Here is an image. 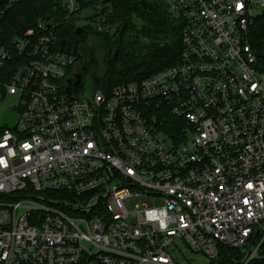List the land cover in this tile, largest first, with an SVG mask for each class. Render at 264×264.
<instances>
[{
    "label": "built area",
    "instance_id": "built-area-1",
    "mask_svg": "<svg viewBox=\"0 0 264 264\" xmlns=\"http://www.w3.org/2000/svg\"><path fill=\"white\" fill-rule=\"evenodd\" d=\"M103 1L61 0L64 18L108 30ZM163 1L178 63L87 98L46 23L0 41V96L18 99L0 132V264H191L185 249L264 264V0Z\"/></svg>",
    "mask_w": 264,
    "mask_h": 264
},
{
    "label": "trees",
    "instance_id": "trees-1",
    "mask_svg": "<svg viewBox=\"0 0 264 264\" xmlns=\"http://www.w3.org/2000/svg\"><path fill=\"white\" fill-rule=\"evenodd\" d=\"M4 3L0 0V41L44 22L53 28L59 47L76 57L78 63L73 68L83 80L97 65L93 53L101 51L102 68L94 70L100 87L109 89L140 81L180 59L182 27L171 18L163 0H105L101 2V11L108 10L109 29L99 32L95 27L83 26L80 33L75 20H65L61 0H20L1 14ZM87 36L94 48L81 55L82 38ZM253 36L257 43H264V16L255 24ZM114 76L119 79H112ZM177 122L181 121L167 120L168 133L177 132ZM225 264H232V260Z\"/></svg>",
    "mask_w": 264,
    "mask_h": 264
},
{
    "label": "rangeland",
    "instance_id": "rangeland-1",
    "mask_svg": "<svg viewBox=\"0 0 264 264\" xmlns=\"http://www.w3.org/2000/svg\"><path fill=\"white\" fill-rule=\"evenodd\" d=\"M3 7V6H2ZM1 7V8H2ZM261 11H264V8H262ZM85 22L82 20L77 21V25L80 27L85 26ZM93 27V26H92ZM78 29V28H77ZM81 29V28H80ZM82 45L80 47L81 55H84V53H90L92 51V48H94L91 44L92 40L91 37L87 36L82 38ZM95 52V49H94ZM82 57V56H81ZM93 59L96 61L97 65H95L94 70H100L102 68V55L101 51H96V54L93 53ZM94 70H92L87 77L84 79V96L89 97L92 92V87L95 83L96 76L94 75ZM112 79L118 80V76L111 77ZM107 85V84H105ZM18 119V99L17 96H0V130H3L4 128H11L13 127ZM171 123V122H170ZM143 204L152 206V202L150 201H144ZM128 207L130 209L135 208L137 205H139L138 202H128ZM184 258L188 260L191 264H201V262L206 263V261L203 259L201 255H196L194 253H191L189 250H184ZM182 258V257H180Z\"/></svg>",
    "mask_w": 264,
    "mask_h": 264
},
{
    "label": "water",
    "instance_id": "water-1",
    "mask_svg": "<svg viewBox=\"0 0 264 264\" xmlns=\"http://www.w3.org/2000/svg\"><path fill=\"white\" fill-rule=\"evenodd\" d=\"M81 32V29L80 28H78L77 29V33H80ZM83 81V83L82 82H79L78 80L76 81V83L74 84V89H76V90H74V91H72V94H74L76 97H82V98H87V97H85L84 96V80H82ZM99 88V81L97 80H95V83H94V85H93V87H92V92H91V94L95 91V90H97ZM83 91V92H82ZM91 96V95H90ZM89 96V97H90Z\"/></svg>",
    "mask_w": 264,
    "mask_h": 264
},
{
    "label": "flooded vegetation",
    "instance_id": "flooded-vegetation-1",
    "mask_svg": "<svg viewBox=\"0 0 264 264\" xmlns=\"http://www.w3.org/2000/svg\"><path fill=\"white\" fill-rule=\"evenodd\" d=\"M75 63L77 64L78 63V60ZM77 80L79 82H82L83 83L82 77L80 75H77L75 71L70 76H68V78H67L68 85L70 86V88H71L72 91L76 90V89H74V84L76 83Z\"/></svg>",
    "mask_w": 264,
    "mask_h": 264
}]
</instances>
